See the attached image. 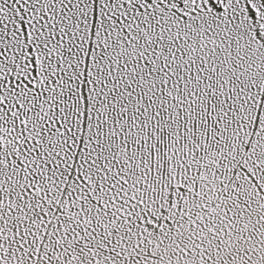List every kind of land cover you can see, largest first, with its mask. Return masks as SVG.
<instances>
[{"label":"snow or ice","instance_id":"obj_1","mask_svg":"<svg viewBox=\"0 0 264 264\" xmlns=\"http://www.w3.org/2000/svg\"><path fill=\"white\" fill-rule=\"evenodd\" d=\"M0 264H264V0H0Z\"/></svg>","mask_w":264,"mask_h":264}]
</instances>
